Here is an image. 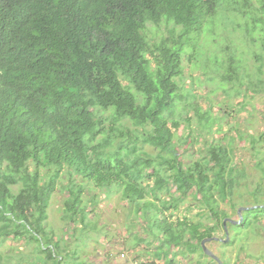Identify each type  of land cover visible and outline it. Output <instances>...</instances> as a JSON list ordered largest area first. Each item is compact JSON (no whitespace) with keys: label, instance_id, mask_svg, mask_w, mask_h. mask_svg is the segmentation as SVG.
Masks as SVG:
<instances>
[{"label":"trees","instance_id":"trees-1","mask_svg":"<svg viewBox=\"0 0 264 264\" xmlns=\"http://www.w3.org/2000/svg\"><path fill=\"white\" fill-rule=\"evenodd\" d=\"M221 20L230 23L221 36L245 38L249 57L234 74L243 80L237 94L233 87L219 91L264 99V0H0V264H71L75 257L62 255V241L48 231V208L60 184L70 192L68 229H92L99 218L90 221L95 210L82 201L90 183L121 195L134 232L150 228L151 238H137L158 248L152 255L147 250L153 264H174L175 249L208 264L202 243L221 232L226 238L230 215L223 205L237 213L244 207L234 197L248 177L236 164L244 135L222 133L224 115L214 118L213 108L186 88L201 68L213 89L234 72L225 58L229 43L218 48L222 62L214 67L196 59L204 24ZM186 60L192 68L182 85ZM190 110L199 125L195 143L205 142L201 158L186 165L173 130L191 123L183 119ZM215 133L222 136L209 141ZM254 137L251 155L260 157L264 134ZM257 168L264 174V160ZM258 185L251 207L264 205ZM14 186H21L18 193ZM189 200L199 220L176 218ZM243 218L228 229L264 228L263 208L244 211ZM10 240L32 250L9 246L7 254L1 248ZM123 250L118 258L125 254L127 261L130 252Z\"/></svg>","mask_w":264,"mask_h":264},{"label":"rangeland","instance_id":"rangeland-1","mask_svg":"<svg viewBox=\"0 0 264 264\" xmlns=\"http://www.w3.org/2000/svg\"><path fill=\"white\" fill-rule=\"evenodd\" d=\"M228 24L230 23L223 20L214 22V24H204L201 40L196 47V49H198L196 53L198 64L202 65L208 63L210 66L214 67L218 62H222V57L219 56L218 48H226L228 43L230 44L231 49L225 54V58L227 59L229 67H233L234 72L228 73V82L222 83L219 88L216 87L213 89L216 85L209 84L204 80L205 77L203 74H206L207 69L205 71V69L201 68L202 73L193 80L190 79L186 88H188L190 92L195 93L194 98L196 101L205 104L207 106H205L206 108L210 106L213 108L212 113L213 116H215L214 118L224 115V120L220 122L222 124H220V126H223L222 133L228 134L231 130L236 133L238 130L244 135L243 143H240V141L238 142L240 143V158L236 160V164L241 168L246 167L248 177L241 184L240 193L243 194V196H240L238 192L234 200L236 203H244V207H251L255 201V198L253 199L251 197V193L256 190L258 184L264 186V174L257 168L258 162L264 160V139L263 142L260 141L257 144V147L262 150L260 157L251 155L252 144L250 142L252 141L250 135H254L256 139L258 138L259 140L260 136L264 134V99L260 97L245 99L243 96L234 98L237 94V89L241 87L243 81L242 78L239 76L236 77L234 74L239 72L242 67L241 62L243 63L245 61V57H249V52L245 50L246 47L249 48V44L245 38H241L239 35L236 36V34H234V39L230 42L224 39L220 33L226 31L224 27H227ZM164 32H166L165 28H163V33ZM190 50L191 54H194V42L190 46ZM188 63L189 61L186 60L185 64L187 67L185 68L182 85L187 82V77L190 75V68H192V64ZM197 73H199L198 70ZM230 87L234 88V91H232V94H234L233 97L228 98L223 96L224 94L219 91L230 89ZM227 95L229 96V94ZM244 104L246 105L245 107ZM241 105H243L244 108L241 109ZM194 116L195 112L190 110L189 115H185L183 119L189 117L191 123L187 124L185 122L180 126L179 130H173L175 135L174 141L180 144L177 148L178 154L182 156V160L186 165L190 164L194 158H201L202 154L200 148L205 142V138L200 137L202 140H199V143H195V136L198 132L194 131V128H197L199 125L194 124ZM213 121L208 123L212 124ZM190 128H192L193 132L191 137L189 136V132L191 131ZM194 132L196 134H194ZM221 136V133H215L214 136H209L208 139L211 141L213 137L218 139ZM241 148H246V150L241 151ZM63 180H65L64 184L71 182L69 179ZM76 180H78V177L75 178V181ZM89 185L92 191L91 193H87L89 195L91 194V196H94L96 199L87 197L86 195L88 194H85L82 197V201L84 205L90 204L89 211L92 209L95 210V215L91 213L88 216L89 220L94 221L93 218H99V223L97 220L90 226V228L94 230H77L73 232L68 229L70 224L68 225L65 220L64 206L65 200L70 195V192L65 191L62 185L58 184V188L50 201L48 208V231L52 232L56 239L62 241V248L64 251L61 252V254L75 257V260L72 261L74 264H134V259H140V262L143 261V259L147 260L146 262H155V258L153 259L152 256L150 257V255H147L149 252H147V250H150V254H155L158 248L156 246L154 247V244L149 246L145 243H139L140 239L137 238L139 234L140 236L143 235V239L151 238L149 236L150 228L145 225L144 228H139L137 230L138 233L134 232V227L132 226L135 223L134 217L130 216L129 212H127L128 208L125 207L127 203L120 200L121 195L117 192H113L108 196L105 190H96L94 189L95 187L92 188V183ZM20 188L21 186H14V192L18 193ZM95 201L97 202L96 207L94 205ZM258 201L261 202L263 199L259 197ZM193 202L189 200L187 204H183L176 218H182L186 214L199 220L197 214L200 211L194 208V205H192ZM223 208L227 210L232 220H239L238 213L232 211L230 204H224ZM131 214L133 215L132 211ZM66 224L68 227H66ZM78 225L75 224V228H81L80 225ZM94 226L96 227L93 228ZM228 231L231 233L232 243L229 242L224 244L215 242L214 244H210L207 242L206 247L221 260L226 261L227 264H264V228L257 229L254 226L238 227V229H228ZM156 232L158 233L157 230L153 231L154 234ZM222 234L221 232L218 237L226 239ZM9 246H16L19 250L27 253L32 250V246L27 245L22 240L21 242L10 240L2 246L1 250H5L4 252L7 251V254H9L11 250ZM126 248L128 252H130L129 260L127 261L118 258V253ZM170 253L171 256L174 255L172 257L174 264H197V255H184V252L178 249L173 250V252L171 250ZM113 254H115L116 257ZM169 261H172V259H169ZM203 261L208 264H218L217 261L208 255L206 258H203Z\"/></svg>","mask_w":264,"mask_h":264},{"label":"water","instance_id":"water-1","mask_svg":"<svg viewBox=\"0 0 264 264\" xmlns=\"http://www.w3.org/2000/svg\"><path fill=\"white\" fill-rule=\"evenodd\" d=\"M258 208H263L264 209V205H260V206H254V207H241L238 211V214L240 216V219L238 221H234L232 220L231 218H227L225 221H224V226H225V230H226V239H220L218 237H214L212 239H206L203 241L202 243V248H203V251L206 255L210 256L211 258H213L215 261L218 262V264H224V262L216 255L214 254L212 251H210L207 247H206V243L207 242H210V241H220L224 244H227L231 241V235L228 231V224L231 223V224H234V225H241L243 223V212L244 211H248V210H252V209H258Z\"/></svg>","mask_w":264,"mask_h":264},{"label":"built area","instance_id":"built-area-1","mask_svg":"<svg viewBox=\"0 0 264 264\" xmlns=\"http://www.w3.org/2000/svg\"><path fill=\"white\" fill-rule=\"evenodd\" d=\"M124 257H125V254H122V255L120 256L121 259H125ZM144 260H145V259H143V261H141V262H140V261H137V262L135 261L134 264H153V263H151V262H146L147 260H145V261H144Z\"/></svg>","mask_w":264,"mask_h":264},{"label":"flooded vegetation","instance_id":"flooded-vegetation-1","mask_svg":"<svg viewBox=\"0 0 264 264\" xmlns=\"http://www.w3.org/2000/svg\"><path fill=\"white\" fill-rule=\"evenodd\" d=\"M216 237H218V236H216ZM218 238H220V237H218ZM221 239V238H220ZM216 242H220V241H216ZM220 243H222V242H220Z\"/></svg>","mask_w":264,"mask_h":264},{"label":"clouds","instance_id":"clouds-1","mask_svg":"<svg viewBox=\"0 0 264 264\" xmlns=\"http://www.w3.org/2000/svg\"><path fill=\"white\" fill-rule=\"evenodd\" d=\"M119 258H120V255H119ZM121 259V258H120ZM123 260H126V259H123Z\"/></svg>","mask_w":264,"mask_h":264}]
</instances>
